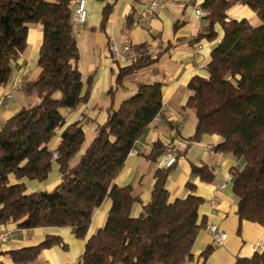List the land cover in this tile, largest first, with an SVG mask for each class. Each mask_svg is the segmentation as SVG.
Segmentation results:
<instances>
[{
  "label": "trees",
  "instance_id": "16d2710c",
  "mask_svg": "<svg viewBox=\"0 0 264 264\" xmlns=\"http://www.w3.org/2000/svg\"><path fill=\"white\" fill-rule=\"evenodd\" d=\"M106 2L101 15L103 29L112 13ZM72 0H0V87L9 84L17 60L26 48L28 24L42 27L36 79L24 82L22 91L35 102L21 107L0 128V225L16 224L22 229L66 228L84 240L92 214L107 198L110 208L104 226L86 239L77 264H184L199 230L198 208L203 200L192 192L170 202L166 189L170 168L156 169L149 200L137 217L130 215L134 202L131 187H119L115 178L133 145L162 112V85L136 83L134 94L117 110L107 109L103 124L95 128L84 146L83 122L66 124L64 110L85 103L78 70L79 52L72 24ZM245 6L259 20L230 19L227 11ZM200 9L207 25L190 42L213 43L206 77L194 76L188 84L185 107L195 111L191 140L217 136L213 147L240 161L230 170L236 213L240 221L264 224V0H203ZM220 28V36L216 27ZM133 59L118 68L116 83L152 66L159 59L145 45L133 48ZM58 133L52 158L48 144ZM153 145L151 160L162 153ZM55 162L60 182L50 192L28 193L20 180L43 182ZM12 176L18 182L10 184ZM191 176L210 183L212 169L192 165ZM56 237L35 247L9 252L13 262L27 264L40 251L59 244ZM212 248H207L206 257ZM235 264H264V249Z\"/></svg>",
  "mask_w": 264,
  "mask_h": 264
},
{
  "label": "crops",
  "instance_id": "0c3cea01",
  "mask_svg": "<svg viewBox=\"0 0 264 264\" xmlns=\"http://www.w3.org/2000/svg\"><path fill=\"white\" fill-rule=\"evenodd\" d=\"M78 0H72V12ZM203 0H162L158 11L150 18L139 21V13L148 7L151 0H115L112 13L106 26L100 27L102 9L112 0H85L87 19L80 29L73 27L79 52L78 70L83 82V92L89 90L88 100L73 111L64 110L66 124L81 120L83 122L84 146L91 142L95 128L105 122L107 109L117 110L122 101L134 94L136 83H160L162 85V112L157 121H153L136 142L138 153L127 156L123 168L114 180V184L131 187V195L138 201L130 210L137 217L150 197L153 186V174L160 169L162 154L155 160L148 156L155 143L170 149L176 162L169 170L166 189L169 201L185 198L190 192L187 183L194 185V195L203 202L198 208L200 222L204 226L199 230L191 249V258L184 264H235L237 258H248L264 249V224L240 221L236 210V197L232 190L230 170L240 168L237 161L228 154H218L213 147L220 141L217 136H203L199 142L191 140L195 132V111L185 107L189 91L187 84L194 76L206 77L205 68L210 61L213 43L204 40L190 42L207 25L204 13L195 14ZM201 10V9H200ZM202 11V10H201ZM230 19H246L252 26H258L259 20L247 7L234 6L227 11ZM216 30L220 36V28ZM42 27L28 24L26 48L16 62L9 84L0 87V96L18 77L24 82L37 78L39 68L36 65L42 41ZM77 39H80L78 43ZM115 45L119 53L126 56L121 61L111 51ZM145 45L151 57L158 53L155 64L127 77L118 85V68L131 63L133 48ZM128 46V52L124 47ZM200 47L197 49V47ZM33 99L24 95L22 89L14 92L12 99L0 106V128L21 107L31 105ZM59 144L58 133L48 144L55 151ZM165 150V151H166ZM164 151V152H165ZM192 165H204L212 169L214 180L202 182L191 176ZM10 184L18 181L9 177ZM27 192L52 191L60 182L58 165L53 162L47 178L43 182L20 180ZM224 182V187L219 185ZM214 202V208L212 203ZM110 200L94 210L91 223L84 240L77 239L66 228L22 229L16 224L0 225V232L13 228L15 235L6 243L0 244V264H17L9 256L10 251L35 247L46 237H56L59 244L40 251L37 258L27 264H77L80 260L87 238L104 226ZM217 226L224 234L220 244H215L208 226ZM207 248L211 252L204 257Z\"/></svg>",
  "mask_w": 264,
  "mask_h": 264
},
{
  "label": "built area",
  "instance_id": "2783aa9c",
  "mask_svg": "<svg viewBox=\"0 0 264 264\" xmlns=\"http://www.w3.org/2000/svg\"><path fill=\"white\" fill-rule=\"evenodd\" d=\"M162 0H151L148 7L142 10L138 15L139 21H144L150 17H152L160 8ZM195 14L201 16L202 11L197 8L195 9ZM87 19V11H86V3L85 0H78L75 4V8L72 16V24L75 29H80ZM200 47L198 46L197 49ZM129 47H124V52H128ZM111 51L114 54L116 59L121 61L126 59V56L119 53L117 47L115 45L111 46ZM23 86V78L20 76L15 81H13L7 90L0 96V106L5 104L7 101L12 99L14 92H17L22 89ZM159 116H156L153 121H157ZM138 153V145L135 143L131 150L129 151V155H136ZM52 158H57V153L52 151ZM176 162L174 155L170 149H167L162 158L160 160L161 168H169ZM224 187V182L219 185V188ZM214 202L212 203V208H214ZM207 229L212 233L213 241L215 244H220L223 240L224 234L223 232L215 225H210ZM15 235V229L10 228L0 232V244L6 243Z\"/></svg>",
  "mask_w": 264,
  "mask_h": 264
},
{
  "label": "rangeland",
  "instance_id": "374dc122",
  "mask_svg": "<svg viewBox=\"0 0 264 264\" xmlns=\"http://www.w3.org/2000/svg\"><path fill=\"white\" fill-rule=\"evenodd\" d=\"M77 41H78V43H79V42H80V39H77ZM34 102H35V100L33 99V103H34ZM33 103H32V104H33Z\"/></svg>",
  "mask_w": 264,
  "mask_h": 264
}]
</instances>
